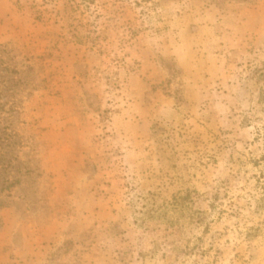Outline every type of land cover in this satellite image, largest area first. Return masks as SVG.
<instances>
[{
	"label": "clouds",
	"instance_id": "9594fccd",
	"mask_svg": "<svg viewBox=\"0 0 264 264\" xmlns=\"http://www.w3.org/2000/svg\"><path fill=\"white\" fill-rule=\"evenodd\" d=\"M87 8L133 55L118 67L92 61L80 82L77 97L92 102L83 143L97 167L82 187L106 211L75 257L52 264H264V102L245 71L264 61V21L257 29L239 5L210 0Z\"/></svg>",
	"mask_w": 264,
	"mask_h": 264
},
{
	"label": "rangeland",
	"instance_id": "374dc122",
	"mask_svg": "<svg viewBox=\"0 0 264 264\" xmlns=\"http://www.w3.org/2000/svg\"><path fill=\"white\" fill-rule=\"evenodd\" d=\"M210 2L239 5L257 21V29L264 21V0ZM49 3L62 7H43ZM93 3L0 0V48L10 58L11 71L5 75L8 102L0 107V264H52L75 257L74 249L91 238L106 211L99 193H86L82 187L97 167L83 143L90 131L91 98H78L77 92L92 61L110 58L118 67L133 51L131 44L125 51L122 38L97 24L99 16L86 18L87 5ZM259 42L257 30L249 43L255 49ZM245 71L247 88L258 93V103L264 102V61L249 64ZM191 196L176 194L172 202L183 207ZM64 224L68 227L61 230ZM174 226L168 221L169 228ZM108 231L119 234L115 225Z\"/></svg>",
	"mask_w": 264,
	"mask_h": 264
},
{
	"label": "trees",
	"instance_id": "16d2710c",
	"mask_svg": "<svg viewBox=\"0 0 264 264\" xmlns=\"http://www.w3.org/2000/svg\"><path fill=\"white\" fill-rule=\"evenodd\" d=\"M3 52L1 51L0 48V107H3L8 101H7V95L4 94V90L7 89V79H5V75H7L10 71L9 63L10 58L4 56L2 54ZM3 98H6L4 103H1V100ZM11 106H13V102H9Z\"/></svg>",
	"mask_w": 264,
	"mask_h": 264
}]
</instances>
